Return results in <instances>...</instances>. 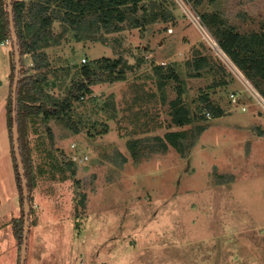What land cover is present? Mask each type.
Instances as JSON below:
<instances>
[{"label": "rangeland", "instance_id": "obj_1", "mask_svg": "<svg viewBox=\"0 0 264 264\" xmlns=\"http://www.w3.org/2000/svg\"><path fill=\"white\" fill-rule=\"evenodd\" d=\"M148 2L167 18L113 33L54 25L51 44L62 45L41 71H51L47 88L70 105L53 114L51 126L40 117L26 137L32 182L26 264H264V80L248 77L202 19L215 15L216 25L241 34L261 31L264 0ZM1 44L6 109L13 53L9 39ZM101 44L132 66L122 80L98 70L100 80L84 92L83 65H95ZM30 58L23 57L22 68L39 73ZM160 65L179 77L163 82ZM178 93L193 114L184 126L173 122ZM197 97L222 115L208 109L196 115ZM7 123L5 113L0 171L11 179L3 176L1 184L11 181L17 191ZM176 131H184L174 138L179 146L172 142ZM2 209L0 264H20L14 223L22 203L18 217L7 216L8 204Z\"/></svg>", "mask_w": 264, "mask_h": 264}, {"label": "trees", "instance_id": "obj_2", "mask_svg": "<svg viewBox=\"0 0 264 264\" xmlns=\"http://www.w3.org/2000/svg\"><path fill=\"white\" fill-rule=\"evenodd\" d=\"M192 1V0H190ZM195 4H200L201 0H194ZM55 3L56 6H52ZM155 2H148V0H13L14 18L17 30V35L20 45L21 63L23 57L30 54L33 64L32 69L41 70L48 61V55L42 48L48 46L51 39L55 36L53 24L60 20L61 22H68L72 25H77L79 28L84 27L89 29L95 26V30L103 29L105 32H121L125 28H135L141 26L143 22L149 23L155 21L157 18L166 19L167 16L160 15L159 12H154ZM151 8V14L148 11ZM26 10V11H25ZM143 14V20L137 19V15ZM202 19L210 26L214 27L215 35L217 36L220 45L231 56L233 61L241 68L248 77L252 78L253 75H259L264 80V29L261 31H254L250 34H241L235 32L231 28H221L217 24L215 15L204 13ZM89 25V26H88ZM9 39L12 43L13 53V73L12 84L9 93L8 103V126L11 135L12 153L14 157L16 174L21 193V203L23 207L22 218L16 220L14 223L16 236L23 243L24 232V197L22 180L19 173L18 162L14 151L13 141V104H12V87L15 74L14 63V43L12 40L10 30V20L8 12L7 0H0V43ZM95 65L93 63H86L82 68V76L86 77L85 80L80 82V90L84 92H91L90 83H95L98 76V70L108 72V80H122L126 74V69H130L132 65L124 57L118 59L101 58L97 59ZM201 60H196V65H201ZM23 64V63H22ZM120 66V67H119ZM119 67L118 71L116 70ZM156 69L163 75L162 69L164 67L156 66ZM23 67L21 70V78L18 89V104H17V120L20 130V144L21 153L26 169V177L29 185V192L31 194L32 182L30 180V162L28 145L25 141V123L26 117L30 114H40L43 112L45 115L57 116L62 115L70 105L67 98L64 101H58L52 95L51 88H47L44 84L49 80L47 75L41 73H27ZM178 78L179 75L174 73L164 74L163 82L167 78ZM100 76L97 79L100 80ZM264 95V89H262ZM76 98L80 96L76 95ZM194 110L196 115L200 112L212 110L214 116L222 115V108L213 105L206 97H197L193 99ZM207 102V103H206ZM55 106L56 109L52 111L47 106ZM173 122L176 125L184 126L192 122L191 106L182 99V95L178 93L177 97L171 102ZM51 113H50V112ZM209 113V112H208ZM203 116L204 113L202 114ZM46 116V117H47ZM184 131H176L171 133L172 142L174 145L179 146L174 138L182 135ZM135 157L138 155L134 153ZM32 208V202L30 199Z\"/></svg>", "mask_w": 264, "mask_h": 264}, {"label": "water", "instance_id": "obj_3", "mask_svg": "<svg viewBox=\"0 0 264 264\" xmlns=\"http://www.w3.org/2000/svg\"><path fill=\"white\" fill-rule=\"evenodd\" d=\"M7 4H8V12H9V20H10V30H11L12 40L14 43V63H15V74H14V81L12 87V104H13L12 132H13V141H14V151L18 162L20 177L22 180L23 197H24V232H23V243L21 249L20 264H26L28 257V248H29L31 204H30L29 185L26 177V169L21 153L20 130L17 120L18 89L21 78L22 63H21L19 39L15 25L13 0H7Z\"/></svg>", "mask_w": 264, "mask_h": 264}, {"label": "crops", "instance_id": "obj_4", "mask_svg": "<svg viewBox=\"0 0 264 264\" xmlns=\"http://www.w3.org/2000/svg\"><path fill=\"white\" fill-rule=\"evenodd\" d=\"M27 2L29 1V0H26ZM53 7L54 6H56L55 5V3H53V5H52ZM26 11V10H25ZM58 21L60 22V20H57L54 24H53V30L55 29L54 28V25L55 24H57L58 23ZM136 28V27H135ZM123 31V30H122ZM54 34H55V31H54ZM81 40H85V39H82L81 38ZM3 43V42H2ZM0 45H2L1 43H0ZM62 44H51V42H50V44L48 45V46H45V47H43L42 48V51H45L46 53H47V55H48V61H47V64L44 66V67H47L48 69H50L51 68V66L53 65V62L56 60V58H57V51H56V48L57 47H60ZM101 47H103V49L101 48ZM101 51L100 52H98L97 50L98 49H95V48H93V47H90V48H88V49H91V50H94L95 49V53H96V57L95 58H97V59H101V58H104V57H106V58H113L114 59V57H112V56H110L107 52H105V48H107V46L106 45H102L101 44ZM87 49V50H88ZM102 50H103V52H102ZM90 51V50H89ZM102 52V53H101ZM54 54V55H53ZM56 55V56H55ZM87 56V55H86ZM94 58V59H95ZM52 63V64H51ZM34 71V70H33ZM38 71V70H37ZM36 72V71H35ZM51 71H49V70H46V71H41L40 70V72L39 73H41V74H43V75H48L49 73H50ZM49 80H47V82H48ZM46 82V83H47ZM45 83V84H46ZM8 89V88H7ZM8 93H10L9 91H8ZM8 97H9V95H8ZM5 113H6V117L8 118V101H7V104H6V109H5V103L4 104H2L1 103V105H0V121L5 117ZM42 116H44L45 117V121H46V123L45 124H48L50 121H52V120H54V118H53V115L51 114V115H49L50 116V118H48V116L47 115H45L43 112H41L40 114H30V115H28L27 117H26V120H27V122L25 123V141L27 140V138L26 137H28V135L29 134H31L32 133V126L31 125H34L35 124V121L36 120H40V121H42L41 120V118L40 117H42ZM47 116V117H46ZM42 123H43V121H42ZM8 124V123H7ZM49 125H50V123H49ZM51 126V125H50ZM8 137H9V135H8ZM10 138V137H9ZM11 145H12V143H11ZM12 153V152H11ZM12 156H13V153H12ZM13 160H14V157H13ZM14 162V161H13ZM12 171H14V173L16 172V167H15V162L13 163V165H12V167L10 168ZM17 175V174H16ZM3 176H8L9 178H10V176H9V174H6V173H2V171H0V210L2 209V207H4V206H7V204H8V206H9V210H8V213H7V216H9L10 215V212H12L13 211V215L14 216H12V218L13 217H18V214L20 213V206H21V193H20V188H19V183H18V179H17V177H16V186H17V191L16 190H14L13 188H12V185H11V181L10 182H5L4 184L2 183L1 184V182H2V178H3ZM11 179V178H10ZM2 210H4V209H2ZM0 216H3V214H2V212L0 211ZM3 221H1V219H0V236L2 237V225H1V223H2ZM0 252H1V250H0Z\"/></svg>", "mask_w": 264, "mask_h": 264}, {"label": "built area", "instance_id": "obj_5", "mask_svg": "<svg viewBox=\"0 0 264 264\" xmlns=\"http://www.w3.org/2000/svg\"><path fill=\"white\" fill-rule=\"evenodd\" d=\"M83 61L86 62V59H84Z\"/></svg>", "mask_w": 264, "mask_h": 264}]
</instances>
